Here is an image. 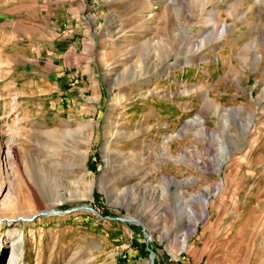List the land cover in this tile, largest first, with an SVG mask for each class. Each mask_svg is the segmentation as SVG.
<instances>
[{"label": "rangeland", "instance_id": "obj_1", "mask_svg": "<svg viewBox=\"0 0 264 264\" xmlns=\"http://www.w3.org/2000/svg\"><path fill=\"white\" fill-rule=\"evenodd\" d=\"M12 255L264 264V0H0Z\"/></svg>", "mask_w": 264, "mask_h": 264}, {"label": "bare ground", "instance_id": "obj_2", "mask_svg": "<svg viewBox=\"0 0 264 264\" xmlns=\"http://www.w3.org/2000/svg\"><path fill=\"white\" fill-rule=\"evenodd\" d=\"M135 77L137 78L136 75H134L133 78H135ZM122 180H123V179H121V182H123ZM123 185L126 186L125 183H124ZM23 218H24V217H23ZM135 220H136V221H139V220H137V219H135ZM151 261H152V260H151ZM17 262H20V260L16 258V255H12V256H11V260L9 261L8 264H16ZM152 264H153V262H152Z\"/></svg>", "mask_w": 264, "mask_h": 264}, {"label": "water", "instance_id": "obj_3", "mask_svg": "<svg viewBox=\"0 0 264 264\" xmlns=\"http://www.w3.org/2000/svg\"><path fill=\"white\" fill-rule=\"evenodd\" d=\"M151 259H152V262H153V264H155V262H154V258H153V257H151Z\"/></svg>", "mask_w": 264, "mask_h": 264}]
</instances>
